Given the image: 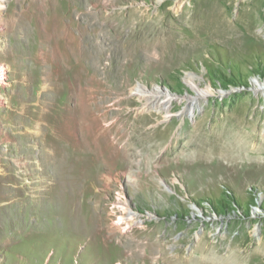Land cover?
Segmentation results:
<instances>
[{
    "label": "rangeland",
    "instance_id": "obj_1",
    "mask_svg": "<svg viewBox=\"0 0 264 264\" xmlns=\"http://www.w3.org/2000/svg\"><path fill=\"white\" fill-rule=\"evenodd\" d=\"M230 1L224 22L233 30L226 33L216 0H0V67L7 82L0 89V264H264L263 167L154 166V178L171 189L167 201L148 186L140 192L137 179L122 173L120 184L112 178L107 187V170L94 183L82 164L74 179V140L85 150L93 121L101 130L116 121L115 130L121 128L122 114L132 121L142 104L131 93L138 83L188 95V73L211 91L196 111L206 138L214 139L224 117L244 118L247 126L258 125L249 145H264V93L255 89L264 80V0ZM236 18L250 23L254 41L241 37ZM173 118L175 133L183 120ZM185 118L180 142L169 137L155 148L156 157L169 145L172 157L188 152L196 118ZM121 197L140 215H152L144 225L160 247L147 262L117 256L86 224L96 198L106 231H130L113 225Z\"/></svg>",
    "mask_w": 264,
    "mask_h": 264
},
{
    "label": "bare ground",
    "instance_id": "obj_2",
    "mask_svg": "<svg viewBox=\"0 0 264 264\" xmlns=\"http://www.w3.org/2000/svg\"><path fill=\"white\" fill-rule=\"evenodd\" d=\"M45 1L48 3L49 0ZM216 1L219 4V20L224 22L231 8V1ZM180 4L181 3L177 2L175 6L178 8ZM235 24V26L238 27H241V25L243 26L241 28L243 33L241 37H248L253 39V41L255 40L254 34H252L251 31L252 26L250 23L247 26H244L245 23L236 18ZM224 26L226 33L233 30V26L231 24L226 25L225 23ZM230 39L233 40L234 37ZM175 46L178 47V49H182L185 45H180L176 42ZM5 71L6 70L3 67H0V89H2V86L7 85V82L5 81ZM184 79L186 85L192 90V92L186 96H177L172 93V91L158 85L148 86L143 83L136 84L131 93L134 95L133 98L136 101L142 102L141 105L135 107L136 112L139 114H137L132 121H130L131 118L129 113L122 114L120 117H123V119L121 118L123 126L117 130H115V127L117 126L118 121L110 123L108 129L105 128L104 130L99 129L100 127H98L96 122L93 121L91 126L86 128L88 135L86 149H82L83 143L79 145L74 140V179L77 175L75 172H77V169L80 168V166L83 167V165L85 168L89 169L94 183H98L103 170H107L108 177H105V180H107V187L110 186L112 178L119 183L120 180L117 177L120 173H122L125 178L132 183H134V181L136 182L135 179H137V184L142 186L140 188V192H145V188L143 187V185H145L157 191L161 198L167 201V199L171 197V191H169L170 193L167 191L168 189H171L167 184H162L160 180L154 178L151 170L154 166L160 165V167H170L174 166V163L175 165L194 164L200 167H204L209 164L216 165L214 163H217L218 165L224 164L227 166H236L238 163H242L245 165L249 164L250 167L253 166L256 170H258V167L264 168V145H257L255 143L253 145L251 144L252 146L249 145V143L253 140V136L255 135V131L258 127L256 122L252 123L251 121H247L249 123V126H247V124L243 121L244 118H236V121L232 118L226 122V118L224 117V123H222L221 126L218 125L216 131L214 130V139L206 138V133L202 132L201 128L203 118H199V116L197 117L196 111L201 107L202 100L206 98L208 94H211V91L207 88V86L200 87L197 84L196 77L191 73L186 74ZM255 89L258 90L259 93H264V80H258V83L255 84ZM0 99H2L1 95ZM135 100H132V105L136 103ZM0 102H2V100H0ZM175 116L179 117V119L181 121L183 120V122L180 128L177 129L178 131L173 133L176 125V120L173 118ZM187 116L193 119L196 118V123L193 124L194 129L190 131L189 140L185 144V151H188L184 156L185 158L172 157L175 149L174 146L170 145L165 147L163 146L161 154L156 157L155 148H161L162 145L168 141L169 137H171V140L173 137L178 140L177 136L179 135V131H181L184 127H187L185 118ZM231 117L232 116H230V118ZM39 118L41 117L39 116ZM161 122H165L163 129H159V124ZM154 123H157L158 125L153 129L146 126ZM65 124L69 123L67 122ZM241 126H244L246 129L243 130ZM70 128V125H66L67 131H69ZM62 129L64 128L62 127L61 131ZM110 134L115 135L114 139H116V142H111L109 140ZM148 140H154L156 144L151 146V144L148 143ZM217 140L219 142L222 141L223 144H219ZM178 142L180 141L178 140ZM121 143L122 145L120 146L119 144ZM142 143L145 147L138 150V146ZM52 152H54L53 148ZM181 154L184 153L181 152ZM246 154L248 159L247 161L245 160ZM82 157L87 160V164H84ZM180 158L183 159L180 160ZM135 165L137 166V171L132 170V167ZM145 169L148 171L146 175L142 174V170ZM79 175L81 177L83 176V178L86 176L81 171H79ZM214 175L215 172L212 176ZM136 194L134 196L135 200L137 202L144 203V201L139 199ZM117 203H119L118 217L116 223H113V225L117 230L123 231L127 227L130 231L123 233V235H117L114 230L109 232L106 231V227H104L102 219L99 217V214L102 211L103 202L96 198L89 202L88 209L91 211L92 215L88 217L86 224L90 229L98 232V236H100L101 240L103 239L107 243H111L112 246H114L118 253L117 256L123 255L128 258L138 256L142 257L145 261L148 260L151 258V255H153L155 249L160 247L158 243L154 242V232L146 229V225H144V223L152 222L150 220L152 215H149V213L147 216L140 215V211L133 208L131 203L123 197H121ZM141 223L144 226H140L139 229L133 228V226ZM140 235L142 236L139 239ZM140 251H143L142 254Z\"/></svg>",
    "mask_w": 264,
    "mask_h": 264
}]
</instances>
